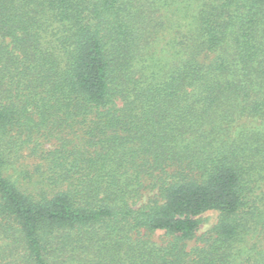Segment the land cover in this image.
I'll return each mask as SVG.
<instances>
[{
    "label": "trees",
    "instance_id": "obj_1",
    "mask_svg": "<svg viewBox=\"0 0 264 264\" xmlns=\"http://www.w3.org/2000/svg\"><path fill=\"white\" fill-rule=\"evenodd\" d=\"M0 264H264V0H0Z\"/></svg>",
    "mask_w": 264,
    "mask_h": 264
},
{
    "label": "rangeland",
    "instance_id": "obj_2",
    "mask_svg": "<svg viewBox=\"0 0 264 264\" xmlns=\"http://www.w3.org/2000/svg\"><path fill=\"white\" fill-rule=\"evenodd\" d=\"M217 212L216 211H207L203 213L201 216L203 218V222L200 228L197 231V236H200L203 232L208 230L217 220ZM151 239L157 243H161L164 239L163 231H156L151 236ZM198 244L196 239L190 240L187 242V248L190 249Z\"/></svg>",
    "mask_w": 264,
    "mask_h": 264
}]
</instances>
